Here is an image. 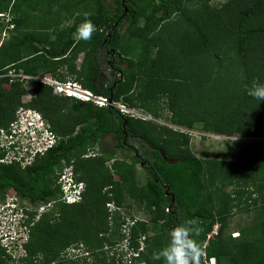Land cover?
I'll return each instance as SVG.
<instances>
[{
  "label": "trees",
  "instance_id": "16d2710c",
  "mask_svg": "<svg viewBox=\"0 0 264 264\" xmlns=\"http://www.w3.org/2000/svg\"><path fill=\"white\" fill-rule=\"evenodd\" d=\"M37 1L0 0V12L9 8L14 25L11 37L0 46V130L7 131L24 93L22 83L17 78H9L7 73L13 71L27 76L50 73L62 80L65 74L60 68L67 65L69 74H77V80L84 89L96 96L110 98L112 102L120 101L130 109H141L153 119H157L160 114L157 102L164 98L170 125L189 130L193 123L201 122L200 130L205 133L257 137L260 140L243 148L241 161L233 163L208 159L203 162L188 153V139L181 132L155 126L153 121L122 116L112 107H98L90 102L56 97L48 86L28 80L34 96L25 106L40 115L54 135L55 142L42 155L35 154L24 166L16 161L0 162L1 199L6 194L18 195L30 207L56 200L59 193L56 170L60 169L61 161L72 162L74 178L84 182L85 190L80 203L64 205L56 202L50 209L40 213L31 225L28 223L33 219L28 217L25 220L28 237L22 245L25 253L19 264H34V259L39 255L45 259V264H49L60 250L77 241L88 242L90 246H99L103 241L111 244L112 241L101 236L108 230L109 212L104 205L107 202L120 204L125 196L135 197L144 203V208L151 215L149 221L158 222L161 230L167 234L165 245L172 227L186 219L195 218L202 229L196 239L205 257L214 258V264H264V101H258L246 93V88L253 80L264 83V15H258L264 14V0H245L243 4L227 0L218 7H210L198 19L191 17L185 7L198 0H116L111 10L103 0H92L93 7L88 13H91L89 18L97 30L90 41L73 37L84 15L56 32L51 41L47 39L46 30L37 37L34 32L16 35L18 27L29 21L28 16L43 8V1ZM83 1L79 0L78 3ZM174 15L180 16L192 29L197 39L196 45H190L188 40L174 33L178 40L169 37L170 48L161 47L162 37L157 28L160 25L171 27L167 22ZM137 21H142V24L134 31L133 36L139 40L136 39L133 46L140 48L133 53V47L123 43L127 36L121 35L119 30L126 22L125 33H130L137 27ZM142 31L153 33L152 36L158 38L155 41L141 39L139 32ZM212 41L223 46V56L211 52L208 45ZM99 48L114 53H117V49L121 50L126 57H119L125 62L126 68L114 64L113 56L110 55L107 59L110 64L106 69L114 77L105 80L103 72L97 67V61L89 72L83 74L85 61L91 56L92 60L95 59ZM178 48L180 51L177 53L175 49ZM82 51L83 60L76 70L72 64ZM164 51L172 52L170 60L163 59ZM227 51L233 53L237 72L241 75L239 88L235 85L234 92H229L232 100L239 102V107L219 110L224 106L215 103L210 88L206 91V84L211 79V68L217 73L223 67ZM132 53L134 56L130 59L128 54ZM168 61L172 64H168ZM192 61L199 64L197 70H201V74L196 77H192L191 71L184 70ZM170 65L177 66L182 72L176 75L171 71L176 86L186 88L184 85L192 82L187 92L180 94L176 86L149 83L150 79L171 74L167 71L171 69ZM201 87H206L205 91L199 90ZM219 98H223V95H219ZM80 123L87 127L74 132V126ZM90 124L92 127L89 128ZM123 131L150 147L148 156L140 155L139 151L137 157L131 156L133 164L143 163L144 183L140 187L135 185L131 163L120 162L104 167L103 162H97V157H86L85 154L102 134L107 133L114 136L116 147L128 150L122 144ZM99 148L101 152L105 151ZM76 163L79 167H76ZM79 168L83 170V177L76 174ZM114 175L123 177L116 183L112 182ZM214 181L221 185L233 184L234 188L228 196L222 195L217 207L205 188ZM123 186L126 187L125 193ZM234 192L239 196L234 195ZM259 199H262V203ZM249 209L260 218L253 229L254 233H259L258 237L246 241L243 230H239L241 232L236 237L224 235L227 217L233 211ZM48 213L56 214L58 218L51 222ZM144 225L138 222L130 227L127 247L131 252H137V237L145 233ZM215 225V234L206 240ZM89 239L94 241L90 242ZM136 254L131 261L140 264L146 261L143 252ZM0 262L10 263L1 248Z\"/></svg>",
  "mask_w": 264,
  "mask_h": 264
},
{
  "label": "rangeland",
  "instance_id": "374dc122",
  "mask_svg": "<svg viewBox=\"0 0 264 264\" xmlns=\"http://www.w3.org/2000/svg\"><path fill=\"white\" fill-rule=\"evenodd\" d=\"M43 1V8H40V12L31 13L28 16V20L26 23L22 24L18 27V31L16 35H22L24 33H33L35 37L41 35V31L46 30L48 34V40L54 39V34L58 32L59 30L63 29L66 26H69L73 21L77 19V17L83 16L84 13H88L91 11L90 9L92 6V0H85L81 3H78L79 0H39L41 3ZM227 0H198L194 1L192 4L185 5L187 12L190 14L193 18H200L203 17L207 10L212 7H218L225 3ZM238 3H245V0H235ZM38 2V1H37ZM38 2V3H39ZM78 3V4H77ZM103 3L107 6L109 10L113 8V6L116 4V0H103ZM259 17H262L264 14H258ZM256 18V16L254 17ZM171 27H158L157 30L160 33V37H162L160 44L162 48H170L169 40H167L169 37L174 39L175 41L178 40L176 37V33L181 35L182 39L187 41L190 45H196L195 37L193 35L192 29L186 24L180 16L174 15L172 16L168 22ZM142 24V21H137L136 28L132 29V35L131 32L125 33L126 28V22H124L120 27V34L126 35V40H123V43L127 46L133 47L132 51L137 52V45L133 46L135 44L136 39L138 38L134 37L133 34H135L134 31H137ZM141 33V39H157L158 37L152 36L153 33H148L146 31L139 32ZM175 33V34H174ZM11 34V33H10ZM13 34V33H12ZM174 34V35H172ZM172 35V36H171ZM11 37V36H10ZM47 37V36H46ZM74 39L78 38V35H73ZM62 38V37H61ZM141 41V40H140ZM128 43V44H127ZM42 46V45H38ZM218 46V47H216ZM211 52H217L218 54L222 55L223 46L219 45L218 43L214 44L213 41L210 45H208ZM178 53L180 50L175 49ZM154 51V50H151ZM83 51L77 54L76 59L73 61V66L77 70L80 66L82 60H83ZM128 54L129 58L131 59L134 54ZM171 51L165 52L163 59L170 60L171 59ZM176 53V54H177ZM111 55V54H110ZM114 58L117 59L116 64L120 68H126L125 62L120 60L121 57L119 55H123L121 50L117 49V53L113 54ZM124 56V55H123ZM223 56V55H222ZM93 56H91L92 58ZM110 57V56H109ZM108 56H106L103 53V50L99 48V50L96 53L95 59L89 58L87 61H85V64L83 65V74L86 72H89L96 64L97 61V67L100 71L103 72V75L105 77V80L110 76V72L106 69V60L109 59ZM126 56H124L125 58ZM135 58V57H134ZM165 59V60H166ZM90 62V63H89ZM211 65H212V61ZM94 63V64H93ZM69 65V63L67 62ZM168 64H172V62L168 61ZM94 65V66H93ZM236 59H234L233 53L231 51H227L225 54V58L223 59V67L221 70L217 73H215V69L211 68L212 71H214V74L212 71L210 73L211 79L208 80V83L206 84V87H201L199 90L210 91L213 95L215 103L217 105H223L224 107L218 108L219 110H227L228 108H237L239 107V102H234L230 96L229 92H234L235 85L240 86V80L241 75L237 72L236 68ZM67 66V65H66ZM66 66H63L60 68V71L64 73V78L62 80H58L52 74H40L37 75L38 77H50L52 80H56L59 82H75L76 84H79V81L77 80V74H69L68 68ZM199 64H196L192 61L189 65H186L184 67L185 71H191L192 77H196L197 75H200L201 70H197ZM171 69H168L167 71L175 72L177 75L182 72L177 66L170 65ZM174 70H173V69ZM85 71V72H84ZM136 73H139L137 70H135ZM169 74L167 76L161 75L157 76V79H150L149 83H157L158 86L162 85H169V86H176L174 83V76L173 74ZM20 74L18 72H9L7 73L9 78H14V75ZM179 76V75H178ZM181 76V75H180ZM114 77V75H113ZM22 83V87L24 89V93L22 94L20 98V105L17 107V109L14 112L13 120L9 123V127L7 129V133L10 132L13 129L15 125L18 123H22L24 126L27 125V119L29 114L25 112L27 110L25 105L29 103V101L33 98L34 92L32 87L29 85L28 80L30 79H22L21 77H15V79ZM211 80V81H210ZM33 81V80H30ZM210 81V82H209ZM215 81V85H214ZM188 83V84H187ZM187 85H184L186 88L176 86L180 89V94L187 92V90L191 87L192 82H187ZM80 85V84H79ZM209 85V86H208ZM81 86V85H80ZM236 86V88H237ZM148 88L147 86H145ZM185 89L186 91H184ZM230 89V91H229ZM145 92L146 89L144 88ZM52 94V93H51ZM206 93H204L205 95ZM53 95V94H52ZM207 95V94H206ZM219 95H223V98L217 99ZM182 96V95H181ZM180 96V97H181ZM61 98L60 96H56ZM183 98V97H182ZM237 98V97H236ZM157 102L158 106V112H160L157 119H154L152 122L155 126H161V128H170L168 121L169 113L166 111V107L164 106V98H160ZM167 102V101H166ZM227 103V107L225 104ZM66 107H64V111H66ZM24 110V111H23ZM134 111H137V113L145 115L146 113L142 112L141 109L133 108ZM64 120V119H63ZM153 125V127H154ZM193 127L190 129L191 134H188L185 136L188 139L186 150L188 153L193 155L194 157L198 158L201 161H205L208 159L216 160V161H223V162H238L241 161L243 158V148L252 142H255L257 140H260V138L257 137H243L238 135H232V136H223L218 134H213L212 132H203L200 130L201 122H195L192 124ZM87 125L80 123L76 124L74 126V132L79 131L83 128H86ZM92 127L91 124L89 128ZM171 129V128H170ZM3 133L5 134V131L1 129ZM161 131V130H160ZM100 141H98L93 147H90L85 152L86 157H92L95 156L98 159L97 162H103L104 167H108L110 165H113L114 163H131L130 165L133 168V174L135 178V185L137 187H140L143 185L144 180L142 178V169L138 167L137 164H133L131 160L132 153L131 151L121 149L116 147L114 144L116 142L114 136L112 134H102L100 136ZM157 139V138H156ZM31 143L35 141L34 136L30 138L29 140ZM160 142V141H159ZM129 144L136 149H139L141 151L142 156H148L150 147L144 143L142 140H139L137 138L129 139ZM1 145V142H0ZM101 147L104 152H101L99 149ZM17 149L16 151H18ZM15 151V152H16ZM15 152H10L8 156L4 159L6 163L10 161V157L15 154ZM26 152H23L19 156H24ZM5 155V154H4ZM24 164V162L22 163ZM95 164V162L93 163ZM22 166V165H21ZM79 167V165L76 163V167ZM80 169V168H79ZM76 174L78 177H83V170H76ZM122 175H114L113 181L118 183L122 179ZM84 183V182H83ZM212 185H206V190L210 193L211 198L213 200V204L215 207L218 206L219 201L222 197V195H229L233 192L234 188L233 184L230 185H221L219 182H212ZM103 191V190H102ZM123 191L125 193L126 187L123 186ZM110 196V194L108 193ZM234 195L239 196L237 192H234ZM17 199L18 207H20L23 210V213L29 217L30 220L33 219V221H30L28 224L31 225L32 222L36 221L38 217L41 215L37 213V211L34 210V207H30V204L19 197L18 195H14ZM125 196V195H124ZM5 197V196H4ZM3 197V199H4ZM3 199L0 197V204L2 203ZM58 202L57 199L54 200V203ZM259 202L262 203V199H259ZM117 205V206H116ZM109 214H108V230L101 234L102 237L108 238V240L112 241L111 244H106L105 241L101 243L99 246L97 245H89L88 242H82L77 241L69 244L65 248L59 251V253L49 262V264H140L136 261H132L133 263L128 262V258L126 257L125 250V244L128 243L129 239V231L130 227L134 223H144L145 225V233L138 235L136 243L138 244L137 252H143L146 255V261H143L141 264H164L163 260H157L154 258V254L158 253L161 248L165 246V240L167 238V234L161 230L158 222H150L149 216L150 213L144 208V203L135 198V197H129L125 196L121 200L120 204L111 203V207L109 208ZM108 212V211H107ZM165 212V211H163ZM255 212L252 209L249 210H240V211H233L229 217H227V220L225 221V227H224V235H228L231 237V233H238L241 232L239 230H243L244 239L246 241H250L256 237H258L259 233H254L253 229L256 228L258 225L260 218L256 217ZM50 213L47 214V216ZM115 214V215H114ZM49 219L51 222L53 220H56L58 217L56 214H50ZM27 228L28 225L23 222L21 226L19 227V230H22L24 232V237L27 236ZM18 229L15 228V231ZM22 236V234H21ZM141 237H144V240H142ZM34 241H36V238H32ZM155 239V243H154ZM90 242H93V240L89 239ZM20 243V242H19ZM128 248V247H127ZM128 251H130L128 249ZM79 252V253H78ZM25 250L23 247L21 249L14 247L9 250V253L4 252L5 255L9 257L10 263L9 264H19V260H21L22 256L24 255ZM3 258V257H1ZM103 262V263H102ZM1 264V262H0ZM34 264H45V259L42 258L40 255L34 259Z\"/></svg>",
  "mask_w": 264,
  "mask_h": 264
},
{
  "label": "clouds",
  "instance_id": "9594fccd",
  "mask_svg": "<svg viewBox=\"0 0 264 264\" xmlns=\"http://www.w3.org/2000/svg\"><path fill=\"white\" fill-rule=\"evenodd\" d=\"M83 15H84V20L77 27V35H78V38L83 41H90L93 36V33H95L97 29H96V26L91 21V19L89 18L91 16V13L86 12ZM13 77L14 78L21 77L22 79H30L35 82H38V81L32 79L33 77L43 78V77H38V76H27V75H22V74H17V75H14ZM46 78H50V77H46ZM45 86H48V85H45ZM48 87L51 89V93L55 96L72 98L80 102H90V101H83V100H80L78 98H74L71 96H62V95L54 94L52 92V88L50 86ZM81 89L87 90V89H84L83 87H81ZM246 93L249 97H252L258 101H264V83H261L258 80H253L251 82V85L246 88ZM26 109L27 110H25V112L29 114L28 119L26 120L27 125L24 126L22 123H18L17 125L13 127V129H9L11 130L10 132L7 133L5 131V134L3 133L2 130H0V142H1L0 153H2V158L0 159V162L4 163L5 162L4 159L8 156L10 152L14 153L17 149H19L18 151L15 152V154H13L10 157L11 159L8 162L16 161L19 163L20 166L26 165L31 161L33 156L38 153L37 151L34 152L33 154L31 153L32 150H34L35 145L29 141L30 138L34 136L35 142L38 141L41 144H43L44 140L46 139L44 137V132H45V128L48 129V126L45 124V122L41 119L40 115L36 111L29 109V108H26ZM47 149H45L44 151H46ZM23 152H26V154L24 156H19ZM42 154H39V155H42ZM23 162L24 164H22ZM60 169L56 170V172L60 171ZM72 172H73V166H72ZM73 177H74V174H73ZM84 190H85V184H84ZM83 193H82V196H83ZM107 203H112V202H107ZM107 203H105L104 206L109 212L110 207L106 206ZM40 204H44V203H39L38 205ZM10 205H13V206H10ZM72 205H75V204H72ZM34 210L37 211V207H34ZM37 213L39 212L37 211ZM6 215L7 217H10V218L8 219L9 220L8 224L3 226L2 229H0V248L3 249L4 252L9 253V250L13 248V245L14 247L21 249L22 245L27 240V237L26 236L24 237V232L22 230H19V227L21 226L23 222H25V220L27 219V216L25 215V213H23V210L20 207H18L17 199L15 198L14 195L6 194L2 203L0 204V217L6 216ZM15 228H17L18 230L15 231ZM201 231L202 229L200 227V222L198 219H195V218L186 219L182 223L176 224L174 227H172L169 230L168 241L166 245L163 248H161L158 253L154 254V258L157 260H163L164 264H201V258L205 255V253L200 243L196 239V237L200 235ZM141 238L142 240H144L143 237ZM127 246L128 244L124 247L125 248L124 252H126V257L128 258V262L133 263L130 259L132 257H136L137 254L134 252L128 251Z\"/></svg>",
  "mask_w": 264,
  "mask_h": 264
},
{
  "label": "built area",
  "instance_id": "2783aa9c",
  "mask_svg": "<svg viewBox=\"0 0 264 264\" xmlns=\"http://www.w3.org/2000/svg\"><path fill=\"white\" fill-rule=\"evenodd\" d=\"M12 14L9 11V8H7L6 11L0 12V46L7 41L10 38V32L12 31L13 24L11 23ZM32 79L48 85L52 88V92L57 95L62 96H71L74 98H78L83 101H90L94 105L98 107H113L118 111V113L122 116L134 118V119H140L144 121H154V119L148 115V114H140L137 113V111H134L133 109H130L126 107L124 104H122L120 101L118 102H112L108 98L105 97H99L93 95L90 91L83 90L81 87L76 84L75 82H58L55 80H52L50 78H37L33 77ZM170 128L174 131H178L184 134H191L190 129L181 128L175 125H170ZM44 137L46 138L41 144L38 141H34L33 144L35 145L34 150H32V154L34 152H38L39 154H42L45 149L48 147H51L53 143L55 142L54 135L45 128ZM56 183L58 185V198L57 201L64 204V205H72L77 204L82 199V193L84 191V183L82 181H77L73 177L72 172V162L69 161L68 163L65 161H61V169L60 171L56 172ZM11 197V196H9ZM54 201H50L44 204H40L37 206V211L44 212L51 208ZM13 206V205H10ZM106 206L111 207V203H107ZM10 217L3 216L0 217V229L3 228V226L7 225L9 222ZM216 225L213 226L212 231L206 236V239H208L212 234H215L216 231ZM231 237H236L237 233H231ZM126 243L125 245H127ZM202 264H214V258L205 257V255L202 257Z\"/></svg>",
  "mask_w": 264,
  "mask_h": 264
},
{
  "label": "flooded vegetation",
  "instance_id": "af4514ba",
  "mask_svg": "<svg viewBox=\"0 0 264 264\" xmlns=\"http://www.w3.org/2000/svg\"><path fill=\"white\" fill-rule=\"evenodd\" d=\"M103 50V53L106 55V56H110V54L112 55L113 54V51L112 50H109V51H107V50H105V49H102ZM113 56V55H112ZM113 60V61H112ZM112 62H114V64H116V62L115 61H117V59L116 58H114V56H113V58H112ZM110 64V60L108 61V60H106V65H109ZM108 70V69H107ZM109 71V70H108ZM110 76L111 77H108L106 80H109L110 78H112L113 76L110 74ZM123 134V139H122V144H123V146L126 148V149H128L129 151H131V153H132V156H135V157H137L138 156V154H137V151H139V153L141 154V151L139 150V149H136V148H133L130 144H129V139H132V138H135L133 135H131V134H125V132L124 133H122ZM99 141H100V139H99ZM137 165H138V167L140 168V169H142V167H143V163L142 162H138L137 163Z\"/></svg>",
  "mask_w": 264,
  "mask_h": 264
},
{
  "label": "water",
  "instance_id": "95a60500",
  "mask_svg": "<svg viewBox=\"0 0 264 264\" xmlns=\"http://www.w3.org/2000/svg\"><path fill=\"white\" fill-rule=\"evenodd\" d=\"M109 100H110V98H109ZM122 133H124V131Z\"/></svg>",
  "mask_w": 264,
  "mask_h": 264
}]
</instances>
